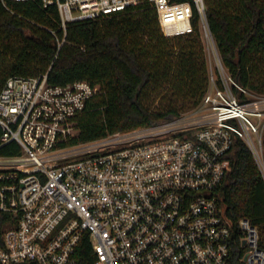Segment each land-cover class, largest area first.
<instances>
[{"label":"built area","instance_id":"obj_1","mask_svg":"<svg viewBox=\"0 0 264 264\" xmlns=\"http://www.w3.org/2000/svg\"><path fill=\"white\" fill-rule=\"evenodd\" d=\"M25 1V0H15ZM61 28L147 2L168 38L193 32L195 6L210 45L199 102L156 124L77 138V116L99 90L86 80L52 85L47 73L11 76L0 90V264H264L258 228L227 220L216 195L233 137L264 180V94L223 65L204 0H41ZM213 64V66H212ZM238 91L243 99H239Z\"/></svg>","mask_w":264,"mask_h":264},{"label":"trees","instance_id":"obj_2","mask_svg":"<svg viewBox=\"0 0 264 264\" xmlns=\"http://www.w3.org/2000/svg\"><path fill=\"white\" fill-rule=\"evenodd\" d=\"M204 4L206 24L223 65L242 87L264 94V0ZM192 25V33L165 37L155 10L144 2L97 19L69 22L64 31L54 4L0 0V90L11 76L44 73L52 85L76 80L98 85L77 116L75 141L172 119L195 106L208 86L201 21L194 5ZM262 140L264 151V134ZM225 157L228 171L216 192L219 205L231 222L249 219L258 228L259 247L264 249L262 175L239 137H233ZM91 257L85 236L76 258L85 264ZM238 257L235 251L233 264H242Z\"/></svg>","mask_w":264,"mask_h":264},{"label":"rangeland","instance_id":"obj_3","mask_svg":"<svg viewBox=\"0 0 264 264\" xmlns=\"http://www.w3.org/2000/svg\"><path fill=\"white\" fill-rule=\"evenodd\" d=\"M200 35H201L202 44L204 46V53H205V58L207 61V68H208V72H209L210 71V62H211V56L209 53V51H210L209 48H210L211 42H210L209 38L206 37V34L204 33L203 26L201 27ZM212 66H213V64H212ZM154 101H156V97H155ZM263 134H264V128H263L262 137H263Z\"/></svg>","mask_w":264,"mask_h":264}]
</instances>
